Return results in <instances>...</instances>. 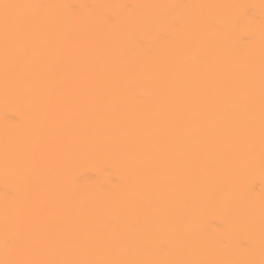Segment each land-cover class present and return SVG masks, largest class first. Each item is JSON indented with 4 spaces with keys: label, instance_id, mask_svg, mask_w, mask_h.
<instances>
[{
    "label": "bare ground",
    "instance_id": "bare-ground-1",
    "mask_svg": "<svg viewBox=\"0 0 264 264\" xmlns=\"http://www.w3.org/2000/svg\"><path fill=\"white\" fill-rule=\"evenodd\" d=\"M0 264H264V0H0Z\"/></svg>",
    "mask_w": 264,
    "mask_h": 264
}]
</instances>
